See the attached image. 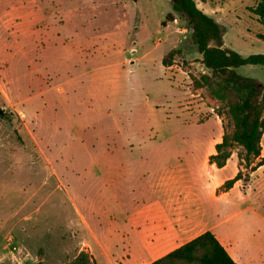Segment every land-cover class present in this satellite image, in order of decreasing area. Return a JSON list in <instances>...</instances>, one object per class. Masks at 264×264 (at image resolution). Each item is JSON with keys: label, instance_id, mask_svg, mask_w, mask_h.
Masks as SVG:
<instances>
[{"label": "rangeland", "instance_id": "obj_1", "mask_svg": "<svg viewBox=\"0 0 264 264\" xmlns=\"http://www.w3.org/2000/svg\"><path fill=\"white\" fill-rule=\"evenodd\" d=\"M258 1L194 0L239 56L264 54ZM187 30L169 0H0V264H145L102 252L121 240L113 191L98 187L116 173L134 191L159 178L170 199L187 189L240 262L264 264V164L251 172L239 145L208 163L231 126L199 85L210 72ZM234 71L264 89V66ZM260 145L264 158V130Z\"/></svg>", "mask_w": 264, "mask_h": 264}, {"label": "trees", "instance_id": "obj_2", "mask_svg": "<svg viewBox=\"0 0 264 264\" xmlns=\"http://www.w3.org/2000/svg\"><path fill=\"white\" fill-rule=\"evenodd\" d=\"M171 10L184 18L191 44L201 55V64L210 74L200 76L199 85L207 88L218 101L225 102L223 115L229 118L230 131H224L220 142L214 145V153L208 156V163L222 168L235 145L242 148L241 160L246 167L253 162L254 172L264 164L260 157L261 137L264 130V89L255 80L238 75L234 70L244 66H264V54L239 56L222 47L221 33L216 23L197 8L194 0H169ZM250 12L257 21L264 24V0H259ZM167 13L165 20H170ZM163 24V22H162ZM178 51L168 52L162 59L163 66H169ZM228 93L229 96L227 95ZM258 159V160H257ZM240 171L223 182L220 188L228 191L240 180ZM148 264H236L219 243L213 233L204 231L162 257Z\"/></svg>", "mask_w": 264, "mask_h": 264}, {"label": "crops", "instance_id": "obj_3", "mask_svg": "<svg viewBox=\"0 0 264 264\" xmlns=\"http://www.w3.org/2000/svg\"><path fill=\"white\" fill-rule=\"evenodd\" d=\"M133 164L136 163L127 165L119 162L114 165L120 167ZM122 169L119 168L118 171ZM98 187L102 192L113 191L112 207L116 215L109 227L115 234L119 233L121 239L116 243L112 242V245L106 249L102 248L103 254L107 252L108 255H117L125 250L130 260L148 264L204 231L213 233L206 223H202L198 210L191 209V205L196 201L194 195L191 196L187 189L175 190V192L173 190L172 194L175 198L170 199L171 189L165 188L162 178L155 182L149 181L143 184V188L137 187L134 191L129 186V177L126 173H116L113 181L108 177H101ZM136 198H139V203L144 205L143 216L134 213L138 208ZM206 225L202 232L196 233L201 226ZM215 237L236 264H243L234 253L227 237Z\"/></svg>", "mask_w": 264, "mask_h": 264}, {"label": "built area", "instance_id": "obj_4", "mask_svg": "<svg viewBox=\"0 0 264 264\" xmlns=\"http://www.w3.org/2000/svg\"><path fill=\"white\" fill-rule=\"evenodd\" d=\"M176 22V20L174 19L173 20V23H175ZM175 30L177 31V32H179V27L177 26V27H175Z\"/></svg>", "mask_w": 264, "mask_h": 264}]
</instances>
